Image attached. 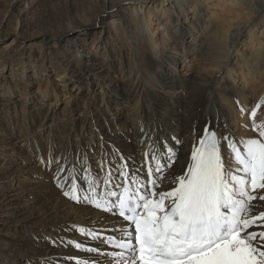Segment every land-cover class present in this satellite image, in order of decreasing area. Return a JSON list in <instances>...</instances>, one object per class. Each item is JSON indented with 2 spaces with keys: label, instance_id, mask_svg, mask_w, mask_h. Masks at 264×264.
I'll list each match as a JSON object with an SVG mask.
<instances>
[{
  "label": "bare ground",
  "instance_id": "bare-ground-1",
  "mask_svg": "<svg viewBox=\"0 0 264 264\" xmlns=\"http://www.w3.org/2000/svg\"><path fill=\"white\" fill-rule=\"evenodd\" d=\"M40 1L42 6L50 3L54 9L32 14L28 0H0V37L12 28L11 45H15L0 57V85L6 86L1 96L14 93L11 84L15 75L24 84L21 95L26 97L32 93L33 89L28 86L33 85L22 77L28 70L41 77V81L53 70L65 88L73 85L71 90L77 91L75 98L81 94L83 86L87 87L89 96L82 105L75 101L74 107L70 100L67 101L60 113L54 106L68 96L63 90L53 94L54 103L48 107L38 102V107L32 109L23 103L19 109L7 108L6 113L13 109L8 124L4 122L5 114L1 117V139L22 143L12 152L16 162L25 165L26 174L20 176V169L15 183H25L31 207L25 218L23 198L6 196L7 206L0 203V220L15 218L14 223L21 225L16 238L11 239L12 245L0 249V264H77V259L89 264L96 260L107 264L105 257L76 249L69 241L100 246L99 241L81 234L79 228L109 230L104 234L118 235L110 230L122 226V218L92 204L77 203L65 197L63 192L67 187H58L53 178L55 166L49 169L45 162L50 159L63 162V157L69 162V168L77 165L75 171L83 176L81 194L89 177L99 176L103 180L108 171L113 177L108 187L116 190L114 186L122 179L117 169L126 164L130 175H143L146 153L150 147L162 150L160 142L163 141L165 146H172L176 151L175 162L159 189L170 190L168 179L184 172L190 152L206 127L216 130L218 135L236 139L234 133L240 128L236 112L241 107H249L250 97L239 88L235 70L239 71L243 82L252 84V89L264 86V46H254L252 31L256 28L264 38V24L253 26L264 16V2L243 0L242 5L253 15L251 21L239 24L229 35L230 28L219 26L223 32L209 36L208 32L204 33L214 16L207 5L209 0H161L160 3H153L155 0H99V4L107 5L103 12H96L95 5L83 11L73 6L72 0ZM219 2L224 5L230 1ZM251 4L255 6H249ZM157 21L164 27L159 43L152 27ZM92 28L98 32L88 43ZM36 35L43 44L27 48L25 44ZM72 37L76 40L74 45L62 48L61 43L72 41ZM103 37H106L104 42H108L105 46L97 44L103 42ZM228 39V50H224ZM247 39L252 47L239 56L240 44ZM71 46H76V50ZM72 54L74 60L70 58ZM99 54L102 61L97 62ZM195 56L209 61L213 79H182L179 64L189 67L188 59ZM236 56L240 57L239 63L232 66L231 61ZM7 68L10 79L4 75ZM36 82L33 88L43 95L50 87L58 85L49 79L48 84ZM255 133L252 130L245 135L257 138ZM221 152L226 167L234 169V161L229 158L230 149L223 142ZM135 169L139 172L135 173ZM99 192L103 194V185ZM258 194H264V190H258ZM4 208L9 213L4 214ZM3 238L0 235V241ZM113 250L107 248L109 252Z\"/></svg>",
  "mask_w": 264,
  "mask_h": 264
},
{
  "label": "snow or ice",
  "instance_id": "snow-or-ice-1",
  "mask_svg": "<svg viewBox=\"0 0 264 264\" xmlns=\"http://www.w3.org/2000/svg\"><path fill=\"white\" fill-rule=\"evenodd\" d=\"M262 106L264 98L247 113L257 138L236 140L206 127L184 172L168 179L167 191L159 189L175 162L176 151L163 141L162 150L150 147L146 153L143 175H130L126 164L117 169L122 179L114 186L116 190L108 187L113 179L108 171L103 180L89 177L81 194L83 176L75 171L77 165L69 168L63 157V162L46 161L49 169L55 166L53 178L58 187H67L65 197L122 218V226L110 230L118 235L79 228L100 246L69 243L105 257L107 264H264V194H258L264 190V117L256 119ZM241 113H245L243 107ZM222 142L230 149L234 169L225 165ZM77 264L89 262L77 259Z\"/></svg>",
  "mask_w": 264,
  "mask_h": 264
},
{
  "label": "rangeland",
  "instance_id": "rangeland-1",
  "mask_svg": "<svg viewBox=\"0 0 264 264\" xmlns=\"http://www.w3.org/2000/svg\"><path fill=\"white\" fill-rule=\"evenodd\" d=\"M98 1L99 0H72V2L74 3L73 6L77 5L83 11H86L92 5H95L94 10H96V12L105 11L107 8V5L99 4ZM147 1H151V0H147ZM160 1L161 0H155L153 3H156V2L160 3ZM229 1L230 2L228 4H224V5H222V3L219 2V0L207 1V5H209L210 11L213 12L214 16L212 17V20L210 21V23L207 25V28L204 29V33L208 32L209 36H215V35H217V33H222L224 28H230V31L227 33V35H229L230 32L233 29H236V26H238L239 24L243 23L244 21H251V19L253 18V15L249 11V9L246 7V5L243 6L241 2L239 3V0L235 1V3H233L234 0H229ZM28 2L32 5V14H37L41 10L42 11H48V10H50V8L54 9L50 3H47L44 6H42L43 3L41 4L40 0H28ZM262 2H264V0H262ZM249 6H255V5L251 4ZM165 7H166V5H165ZM161 8L162 7L160 6V9ZM263 17L261 16L259 18V20L254 23L253 26H255V25L261 26L262 24H264V18ZM112 20H114V19H112ZM159 24H160V27H159ZM219 26H223V29L219 30ZM10 27H12V24L8 28H10ZM152 27L154 29L153 32L156 36V40L159 43L162 40V32H164V27L162 26V22L157 21L156 23H154L152 25ZM106 28L107 27H105V29ZM218 30L220 32H218ZM12 31H13L12 28H10L9 30H6L3 33V36L0 37V57H3L5 55V53L9 52L15 46V45H11V42L13 39L12 35L14 34V33H12ZM252 31H254L253 37H255L254 46L255 47L260 46V45L264 46V38H262L258 34L257 29L253 28ZM95 32H98V30H95L92 28L91 33H93V34L90 37H88V39H87L88 43L90 41H92V38H93V35ZM26 33L27 34H33L31 32H26ZM262 35L264 37V29L262 30ZM34 37L36 39L34 38L33 40H31L25 44V46L27 48H30V47L36 48V47L41 46L43 44L37 35ZM102 40H103V42L100 41L97 44L100 43V45L105 46L108 43V42H104L106 40V37H103ZM75 41H76L75 37H72V41L71 40H69V41L65 40L61 43V44H63L61 46H62V48H64V47H68L72 44L74 45ZM228 43H229V39L227 40V42L224 46V50H228V47H227ZM78 46H79V44H78ZM73 47L76 50L77 47L71 46V49H73ZM251 47L252 46L250 45V39L243 40L240 44V47H239V50H240L239 56H241L244 53L246 54L247 51L249 49H251ZM239 56H238V58H237V56L234 57V59L231 61V65L239 63V60H240ZM70 58L74 60V54H72V57H70ZM97 60H98L97 62L102 61L100 58V54L97 55ZM188 64H189V67L182 66V64H179V66H178V72L180 73V76L182 77V79H187L189 77H193V78L197 79L198 81H201V80L206 81V80H210V79L214 78V73L212 71V65L205 58H202L199 56L191 57L188 59ZM0 67H2V65H0ZM35 67H36V69L38 68V66H35ZM8 71H9V69L7 68L4 72L5 74L4 73L3 74L5 76L7 75V77H9V79H10L12 77L9 75ZM235 71H236L235 76L237 77L239 88L243 89L247 95L249 94L248 96L250 97L249 98L250 104H249V107L247 109H245V113L242 114L241 110L236 112V117L239 120L240 128L238 130H236V132L234 133V137L238 140V139L244 138L246 136L245 134H250V132L252 131L251 127H243L242 124L248 123V125L250 126L251 120H250V117L247 113L253 108V106L261 98H264V86L262 87V89H252V84H247V83L243 82L242 77L239 76L240 75L239 71H237V69ZM55 76H56L55 72L53 70H51V72L46 73L44 80L41 81V77L34 76L33 72L31 70H28V72L24 73V75H22V77H24L25 80L29 81V83L31 85H33V86H28L29 89H33V92L29 93L26 97L22 96L20 93L24 90V88L22 86L24 84L17 78V75H15V80L11 84V86H13L14 90H15L12 95H10L9 93H5L3 96H1L2 88L6 87V86L0 85V103H1L0 104V119L5 114V116H3V118L5 119L4 122L7 123L9 121V115H13V109L7 111L8 114L6 113V110L8 107L9 108L16 107L17 109H19L24 104H26L29 107H33L32 109H36L38 107V105H37L38 102L44 103L45 107H48L49 105L54 103L53 100H55V98H54L53 94L61 93L63 90L66 91V93H68V96L66 98L64 97V98L60 99L59 104L57 105V107L54 106V109H57L60 113H62V111H64L65 104L69 100H70L71 107H74L75 101H79L80 105H82L84 99L89 96V95H87L88 94L87 93V90H88L87 87L83 86L81 94L79 93V95H77L78 97L75 98L74 96H76L75 94L77 93V91H75L76 89L71 90L73 88V85L70 84V85H68L67 88H65L62 81H60ZM18 77H21V73H18ZM48 79L51 81V83L55 82L58 85H57V87H50L48 89L46 95H43L42 91L37 90V88H33L37 85L36 81L48 84ZM1 81H2V79L0 77V82ZM219 84L221 87L222 83L220 81H219ZM53 85L54 84H52V86ZM71 93H73L72 98L70 97ZM3 99H5V101H8L10 99L11 101L7 103V102H4ZM81 111H82V108L78 110V113H81ZM113 113H115V112H113ZM59 116H61V114ZM262 117H264V106H262L260 108L259 114H258L256 119L259 121ZM242 128H244V129H242ZM255 135H257V132L255 133ZM241 136H243V137H241ZM247 137L248 136H246V138ZM21 145H22V143L19 141L5 142L0 137V203L1 204L4 203L7 206L8 203L6 204L4 202V201H6L5 200L6 196L12 197L15 195L17 197L23 198L24 200L21 202V205L23 208V214L22 215L25 218H27L28 215L30 214V207H31V203H29V201H28V195L25 193V190H27L28 188L26 187L25 183H20V184L15 183L16 178L19 175L18 172L20 171V169L22 171L20 176L26 174V171L24 169L25 165L19 164L20 161L16 162L15 155L12 152L14 147L16 148V146H21ZM4 193H5V195H4ZM1 197H3V198H1ZM13 200H14V197H13ZM3 210H4V212H3L4 214L9 213V210H5V208ZM14 222H15V218H6V219L0 220V235H2L4 237L3 240L0 241V249H2V250L8 249V247H10L12 245L11 239L16 238L18 231L21 228L20 224H15ZM23 233L24 232L22 231L21 232L22 236L20 235L22 238H23Z\"/></svg>",
  "mask_w": 264,
  "mask_h": 264
}]
</instances>
